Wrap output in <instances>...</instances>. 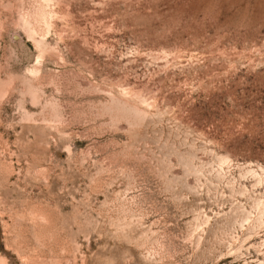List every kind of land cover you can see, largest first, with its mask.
Masks as SVG:
<instances>
[{
	"label": "rangeland",
	"instance_id": "rangeland-1",
	"mask_svg": "<svg viewBox=\"0 0 264 264\" xmlns=\"http://www.w3.org/2000/svg\"><path fill=\"white\" fill-rule=\"evenodd\" d=\"M0 264H264V0H0Z\"/></svg>",
	"mask_w": 264,
	"mask_h": 264
}]
</instances>
